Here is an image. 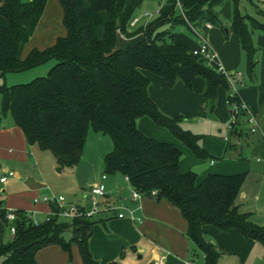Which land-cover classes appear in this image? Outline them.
<instances>
[{
	"label": "trees",
	"instance_id": "obj_1",
	"mask_svg": "<svg viewBox=\"0 0 264 264\" xmlns=\"http://www.w3.org/2000/svg\"><path fill=\"white\" fill-rule=\"evenodd\" d=\"M67 34L45 48L23 50L33 37L48 0H4L0 13L8 24L0 26V77L24 71L51 59L57 63L46 76L28 83L7 86L0 83L2 115L10 114L29 144L52 152L60 166H75L81 159L89 131L108 134L113 148L104 156L105 173L127 176L131 185L148 197L167 200L180 209L187 221V235L204 254L205 264H219L222 253L206 236L205 227L238 231L247 239L264 245V225L243 212L237 198L248 171L234 174L209 173L197 183L198 173L180 169L182 150L174 143L148 136L138 127L141 117H150L167 128L201 159H224L208 152L204 136L182 126L184 116L165 114L149 93L150 78L145 71L163 76L170 86L183 81L192 89L196 78L205 80L206 107L214 112L218 89L224 87L229 106L242 103L231 83L237 82L210 66L209 61L175 42L176 25L202 27L217 23V7L224 0H162L158 16L131 27L143 0H60ZM233 1L231 29L238 36L246 57V72L255 77L262 47L255 45L253 32L264 36V23L241 14ZM264 15V9H259ZM166 24L171 29H161ZM194 33V31H193ZM119 34L126 38L143 35L137 43L116 49ZM245 111L230 136L237 135ZM229 136V139H230ZM232 147L228 141L227 151ZM156 190V195L152 191ZM8 210L0 217L7 223ZM17 231L0 249V264H37L38 251L57 244L71 253L78 245L84 264H102L93 255L90 238L94 225L90 217H53L36 226L27 212L15 210ZM71 231L69 239L64 237ZM107 264H117L111 262Z\"/></svg>",
	"mask_w": 264,
	"mask_h": 264
},
{
	"label": "crops",
	"instance_id": "obj_2",
	"mask_svg": "<svg viewBox=\"0 0 264 264\" xmlns=\"http://www.w3.org/2000/svg\"><path fill=\"white\" fill-rule=\"evenodd\" d=\"M3 1L0 0V5ZM7 24V18L0 13V26ZM41 26L40 22L34 35L41 31ZM229 30H232L231 27ZM205 34L210 37V43L216 53V57L209 61L210 66L218 70L219 66L223 65L231 76L236 77L237 82L231 83L232 88L236 89L241 100L247 105L248 112L256 118L257 131L252 132L251 123L244 118L238 129L240 133L230 136L231 108L227 101L228 92L224 87L218 89L213 112L216 117H213L214 122H211V130L195 132L204 135L202 142L208 152L216 157L226 156L223 160H219L220 162L215 159L207 162L198 158L189 147L172 137L167 128L158 126L150 117L144 116L138 120V127L148 136L174 143L182 150L186 157L182 156L180 169L184 173L190 170L196 171L198 173L197 183H200L209 173L234 174L244 171L249 173L250 167L244 170L247 167L246 163L234 159L235 156H241L246 137L251 140V145H249L251 156H255L257 162L264 165V36H258L262 51L255 77L250 78L246 72V57H243L236 33L233 38L224 37L212 24ZM193 35V37H188L184 33H176L175 42L192 50L199 45L198 37L195 33ZM143 37V35H138L126 38L119 34L116 49L137 43ZM42 47L44 46H39V48ZM30 49L24 48V57ZM238 72H241V75H238ZM145 73L150 78V96L164 113L173 117L181 115L187 117L186 119L210 117L206 107V98L203 96L204 79L196 78L193 88L188 89L181 80L174 86H170L163 76L150 71H145ZM10 116L7 114L3 116V119L0 118V177L11 170L15 172V175L9 176L6 182L0 181V205L6 210L30 212L43 222L51 207L41 201L35 202L34 199L53 192L47 183L49 162L40 159L38 152L45 150H41L35 144H29L23 130L14 123ZM218 125L223 127L219 128ZM187 129L190 130V128ZM229 140L233 148L227 151ZM37 148L40 151H37ZM60 169L58 168V172H62L64 167L61 166ZM116 175L118 176L110 179L107 174V178L103 180L108 189L112 191L111 200L120 201L127 207L135 208L137 215L142 217V221L129 217L119 218L114 212H105L95 217L101 220L94 225L93 235L90 238V248L95 258L102 264L111 262L117 264H198V258L202 256V264H205L204 254L195 248L196 245L187 235L188 224L180 209L167 200H157L154 197L142 196L139 201H134L132 199L133 186L130 181L124 175ZM101 181L102 176L91 180L87 184L88 188ZM81 190L77 201L67 199L88 206V189L83 186ZM240 196L244 198L245 191H241ZM237 204L243 205L239 200ZM9 226L10 223L0 217V249L3 244L13 238ZM209 228L210 226L207 225L205 230ZM69 232L71 238L72 233ZM36 259L37 264H84L79 247L75 243L72 245L71 253L57 244L46 246L38 251Z\"/></svg>",
	"mask_w": 264,
	"mask_h": 264
},
{
	"label": "rangeland",
	"instance_id": "obj_3",
	"mask_svg": "<svg viewBox=\"0 0 264 264\" xmlns=\"http://www.w3.org/2000/svg\"><path fill=\"white\" fill-rule=\"evenodd\" d=\"M161 1L162 0H143L141 6L137 9L135 16L143 18L141 23L147 21L146 18L143 17L145 14H151V19L156 18L159 13ZM238 6L241 14L250 15L256 20L264 23V15L259 13V9H264V0H238ZM217 10L219 12V20L217 23H213L214 28L220 31L224 37L233 38V35H236V32L234 30H229L232 22L233 1L224 0V2L217 7ZM41 19V31H39L37 35H33L31 40L25 46L26 50L35 47L39 48V46H44L42 48H45L54 44L59 36L67 34V29L63 23V8L60 0H48ZM42 28L44 30H42ZM161 29H171V25L166 24L161 27ZM172 30L176 33H184L188 37L194 36L191 28L185 24L176 25ZM206 30V23H204L202 31L206 33ZM227 30L230 31V33ZM259 35H263L262 32L255 29L253 32V40L257 46H260L258 43ZM207 38L210 40L209 36ZM242 54L244 57V51H242ZM56 63V59H51L41 65L24 71L8 72L4 77H0V83L12 86L15 84L31 82L35 78L46 76L50 68ZM241 65L243 66L242 63ZM1 106L2 95L0 93V118L3 119ZM207 110L208 116L210 117L206 119L203 117L186 119L187 117H184L182 122L183 128H190L194 133L197 131L209 132L211 130V122H214L213 117L216 116H214V113L209 109ZM221 127L223 126H219V128ZM89 133L80 161L75 166H65L62 172H58V168L61 166L58 164V161L52 152L46 150L41 152L37 148V151H40L38 152L40 159L49 162L47 183L51 186L53 192L58 195H64L73 201H77L80 198L78 194L79 191H82L81 188L83 186L88 189V182L101 177L102 174L105 173L104 156L113 148V140L110 135L95 132L93 129H91ZM197 134L203 135L201 133ZM172 137L179 142L173 134ZM249 145H251V140H248V137H246L242 146L241 156L234 157L238 162L247 164V167L244 170H248L249 167L251 168L241 190L245 191L246 196L242 198L240 193L237 201L239 200L243 203V205L240 206L241 211L250 213V219L253 222L259 225H264V165L261 162H257L255 156H251ZM183 157L186 156L183 155ZM204 160L209 162L211 159ZM215 160L220 162L219 160L223 159L215 158ZM108 176L110 179H113L118 175L108 173ZM143 196L146 195L143 194ZM209 226L210 228L207 229L206 236L215 243L217 249L222 253L219 264H230V262L234 264H264V245L262 242L247 239L234 229L230 231H221L213 225ZM64 237L69 239L70 232L66 231ZM195 248L198 249L197 247ZM199 253L201 254V252ZM202 263L203 258L200 256V258H198V264Z\"/></svg>",
	"mask_w": 264,
	"mask_h": 264
},
{
	"label": "built area",
	"instance_id": "obj_4",
	"mask_svg": "<svg viewBox=\"0 0 264 264\" xmlns=\"http://www.w3.org/2000/svg\"><path fill=\"white\" fill-rule=\"evenodd\" d=\"M146 18V22L151 20V14H145L143 16ZM143 18L134 17L130 23L131 27H135L141 24ZM145 22V23H146ZM207 28H211V23H206ZM192 29L196 36L199 39L198 47L192 49V52L195 55H199L204 59L211 61L216 57V53L207 38L206 34L199 27H193ZM218 71H221L229 76H231L223 65H220ZM241 75V72L237 73ZM236 90V89H235ZM231 108V120L229 123V128L233 127L240 116L241 111H245V118L251 123V131L256 132L258 129V123L256 118L248 112L247 105L242 101V103L232 102L230 105ZM15 175L14 171H9L8 174H4L0 177L1 182H6L9 176ZM107 178V174L102 175V181L98 184L91 185L88 188L87 197L89 200L88 206L77 204L73 201L67 199L64 195H58L56 193L44 194L40 197H36L35 202H44L50 205L51 209L46 215L45 221H50L53 217L65 218V219H74L77 217H90L95 218L105 212H114L117 217L124 218L129 217L136 221H142V217L137 215L135 208H130L125 206L122 202H113L111 200L112 191L108 189L106 183L103 181ZM127 180L129 178L126 176ZM157 191L153 190L152 195H156ZM143 196V193L133 187L132 199L134 201H139ZM28 219L31 223L38 226L42 223L39 219L35 218L32 213H27ZM7 221L10 223L9 229L12 235H15L17 228L15 220L17 218V213L15 210H8L6 214ZM191 264V263H190ZM234 264V263H230Z\"/></svg>",
	"mask_w": 264,
	"mask_h": 264
},
{
	"label": "water",
	"instance_id": "obj_5",
	"mask_svg": "<svg viewBox=\"0 0 264 264\" xmlns=\"http://www.w3.org/2000/svg\"><path fill=\"white\" fill-rule=\"evenodd\" d=\"M227 31H228V30H227ZM60 168H61V167H59V170H61Z\"/></svg>",
	"mask_w": 264,
	"mask_h": 264
}]
</instances>
